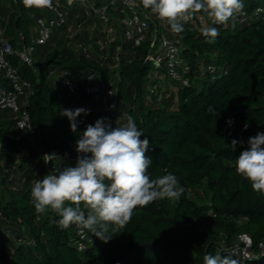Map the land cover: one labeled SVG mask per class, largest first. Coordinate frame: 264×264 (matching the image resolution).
Masks as SVG:
<instances>
[{"label": "trees", "instance_id": "trees-1", "mask_svg": "<svg viewBox=\"0 0 264 264\" xmlns=\"http://www.w3.org/2000/svg\"><path fill=\"white\" fill-rule=\"evenodd\" d=\"M7 1L11 9L6 14L0 9V32L4 31L14 49L19 48L18 34L30 45L36 20L46 15L44 9H26L21 0ZM92 1L96 6L109 4ZM244 4L250 17L244 24L230 21L214 25L199 12L193 15V24L183 26L182 33L172 32L168 23L166 28L158 25L160 37L180 42L181 56L191 69V87L178 91L174 109L149 104L147 81L163 69L148 58L156 55L148 37L138 47L122 38L120 7L108 10L118 37L115 44L121 48L116 69L104 50L83 56L70 48L55 49L33 67L17 58L11 60L20 77L32 87L25 107L32 131L15 132V120L0 123V172L3 167H11L9 157L19 172L32 169L33 174H44L46 154L56 155L48 163L51 169L74 167L76 141L87 125L98 119L104 118L113 126L111 105L118 99L126 108L127 120L132 117L151 142L147 152L152 159L150 178L172 173L184 193L175 205L164 199L138 207L125 227L116 226L110 232L112 238L107 243L84 229L87 250L80 253L74 243L76 226L62 230L54 223L59 219L55 213H37L30 195L34 184L9 170L8 176L13 179L3 178L0 185L1 215L8 224L25 228L28 241L10 250L0 245V264H187L191 257L194 264H203L208 254L234 259L229 249L241 234L252 242V255L245 264H264V196L253 191L235 168L248 138L264 132V0H244ZM72 9L66 8L68 16ZM81 16L85 17L84 13ZM204 27L219 29L215 43L206 41L201 33ZM50 42L37 47L35 53L39 48L49 49ZM211 60L227 72L213 82L201 70L203 65L212 64ZM200 74L205 80L196 90L193 82ZM54 75L73 80L81 89L69 95L53 81ZM90 75L113 90L107 114L95 113L92 99L82 90ZM5 88L8 83L0 73V89ZM69 105L90 110L88 122L77 120L76 132L61 115ZM233 139L244 142L235 151L230 148ZM203 186L209 194L206 205L197 204L189 195V191ZM82 210L87 212L83 206Z\"/></svg>", "mask_w": 264, "mask_h": 264}, {"label": "clouds", "instance_id": "clouds-1", "mask_svg": "<svg viewBox=\"0 0 264 264\" xmlns=\"http://www.w3.org/2000/svg\"><path fill=\"white\" fill-rule=\"evenodd\" d=\"M21 2L26 9L53 7V0ZM142 5L157 19L166 21L174 33H182L184 22L196 13L203 12L214 25H225L242 15L245 7L244 0H142ZM201 33L208 43H215L219 29L204 27ZM209 111L213 109L209 107ZM89 112L85 108L63 109L61 115L68 118L70 130L76 132L77 117ZM150 143L132 117L121 126L113 127L104 118L87 125L76 141V165L64 167L58 174H45L32 186L35 211L53 212L59 217L54 223L62 230L75 225L107 243L112 238L110 232L116 226L125 227L138 207L164 199L177 204L184 193L178 177L168 173L153 179L148 174L152 164L147 155ZM243 143L233 139L230 148L235 151ZM247 145L235 161L236 172L250 182L253 191L264 196V132L249 137ZM46 156L45 164L56 155ZM203 264L238 262L230 256L208 254Z\"/></svg>", "mask_w": 264, "mask_h": 264}, {"label": "built area", "instance_id": "built-area-1", "mask_svg": "<svg viewBox=\"0 0 264 264\" xmlns=\"http://www.w3.org/2000/svg\"><path fill=\"white\" fill-rule=\"evenodd\" d=\"M108 5L96 6L92 0H53L51 9L43 8L46 15L36 20L32 29L31 44L24 43V36L18 34L19 48L14 49L13 45L5 38L4 31L0 32V73L8 83V88L0 89V111L9 112L16 116L15 132L28 133L32 131L29 117L25 111V96L32 92L31 85L23 80L18 70L12 65L11 60L17 58L21 63L33 67V56L37 47L45 46L50 42L52 36L64 28L68 22V11L66 8L77 7L86 16H92L100 22L109 38L116 35L113 21L108 14L109 8H119V23L122 29V37L126 41H131L135 47L141 46L147 39L150 40V49L155 56L148 58L153 60L155 65L162 67L167 78L180 85L183 89L191 87V69L181 56V44L176 39L160 37L155 14L150 9H144L142 0H103ZM245 9L243 14L235 19L238 24H244L249 20ZM193 24V19L184 22L183 26ZM202 73L211 82L227 74L224 68L217 70L213 64L203 65ZM53 74V73H50ZM52 76V75H51ZM94 75L85 79L82 90L86 96L92 99L95 113L109 112L108 99L112 97L113 90L107 89L99 82H96ZM59 87L69 95L76 94L81 88L71 79H60ZM47 159V158H46ZM208 214L207 216H209ZM76 240L74 241L78 252L87 250V234L76 226ZM251 239L241 234L237 238L236 244L229 249V253L238 262L245 264L251 258ZM187 264H194L191 257Z\"/></svg>", "mask_w": 264, "mask_h": 264}, {"label": "rangeland", "instance_id": "rangeland-1", "mask_svg": "<svg viewBox=\"0 0 264 264\" xmlns=\"http://www.w3.org/2000/svg\"><path fill=\"white\" fill-rule=\"evenodd\" d=\"M10 4L8 3L7 0H0V9L3 11L5 14L10 12ZM72 13H69V18L68 22L63 30H59L61 32H56L53 36L50 42V47L49 49L47 47L39 48L34 56H33V61L36 63L38 62L43 55L47 54L48 52H51L55 49H67L70 48L75 52L76 54H81L83 56H87L88 54H94L96 55L97 52H100L101 50H104L106 55L109 56V59L111 60V63H114L115 69L117 68V56L120 53V46H116V42L118 38H116V35L113 38H109L106 35V30L104 26L98 22L96 18H92V16H86L83 17L81 14L84 12L80 10L77 7H71ZM70 8V9H71ZM156 22L158 25H161L162 27L166 28V21H161L157 19L156 15ZM93 20V21H92ZM121 40V38H119ZM49 46V45H48ZM111 49V50H110ZM44 58V57H43ZM43 62V59H41L38 64L40 65ZM116 62V63H115ZM214 67L219 70L220 72V67L216 65L215 60H211V62ZM157 75L159 77V81L157 82V85L155 88L151 87V89H159V91H154L150 96L154 97L153 99L156 100V103L159 104H166L164 100L167 99L168 92L172 90L173 92L175 91V88L167 86V83L173 84L172 81H170L166 74L162 72H157ZM54 80H56L55 77H51ZM206 78V76H205ZM204 77H202L201 81H198L197 83H202L205 80ZM207 79V78H206ZM210 81V80H209ZM196 86V84H195ZM164 88V89H163ZM202 86H198L197 90L201 89ZM150 89V90H151ZM152 89V90H153ZM149 90V91H150ZM167 91V95L164 93ZM155 94V95H154ZM170 94V92H169ZM167 96V97H164ZM30 94L28 93L25 98L24 102L28 101ZM164 97V98H163ZM150 98V97H148ZM115 104L111 105V112H110V118H113L114 120V125L115 126H121L125 123H127V116H126V108L120 104L119 100H114ZM86 116V115H85ZM85 116L81 114V116L77 117V120L82 119L86 120ZM16 116L12 113L9 112H0V123H8L10 121L15 120ZM7 162L11 167H3L1 168L0 172V185L3 182V178H8V171L12 170V172L19 178V179H24L25 182L31 184L35 183L38 179H42L45 174L52 173V174H58L57 169H51L47 164H44L45 171L44 174L41 172L35 171L34 174L32 173V169L29 171L24 172H19L16 169L15 165H12V160L8 157ZM16 162H18L16 160ZM55 166V165H54ZM25 169H29L28 166L24 165ZM15 168V169H14ZM10 179H13V176L9 177ZM15 178V177H14ZM1 192V189H0ZM190 197L197 203V204H208L209 203V194L206 191L205 187L203 186L201 189H196L193 191H189ZM28 238L26 237L25 234V228L23 227H18L14 226L11 224H8L7 222L4 221L1 211H0V245L4 246L7 250H10L11 246L19 244L21 242H27Z\"/></svg>", "mask_w": 264, "mask_h": 264}, {"label": "crops", "instance_id": "crops-1", "mask_svg": "<svg viewBox=\"0 0 264 264\" xmlns=\"http://www.w3.org/2000/svg\"><path fill=\"white\" fill-rule=\"evenodd\" d=\"M116 38H118L117 36H116ZM123 38V37H122ZM120 40V39H119ZM157 55V54H156ZM157 72H162V73H164L165 74V72L164 71H156V72H154L151 76H150V78L148 79V81H147V90L149 91L150 89H151V87H153V88H155V86L157 85V82L159 81V77H158V75H157ZM201 75V74H200ZM199 75V76H200ZM56 76V80H54L55 82H59V80L60 79H62L63 77H60V76H57V75H54L53 77H55ZM202 77H204L203 75H201L200 77H195V80H194V82H193V85H194V88L197 90V87L198 86H202L203 84L202 83H197L198 81H201L202 80ZM173 84H170V83H167V86L169 87V89L171 88V87H173V88H175V91L173 92L172 90H170L169 92H170V94H169V92H168V97L167 96H165L164 95V97H167V99L166 100H164L165 101V103L166 104H159V103H156V100H154L153 98V96L151 97V96H149L150 98H148V102H149V104H152V105H154V106H160V107H167V108H169V109H174L175 108V106H176V104H177V93H178V91L179 90H181V86L180 85H178V84H176V83H174V82H172ZM195 84H196V86H195ZM152 88V89H153ZM150 90V92H151V94L155 91H159V89H153V90ZM164 89V88H163ZM166 95H167V91H165L164 92ZM155 95V94H154ZM163 97V98H164ZM69 108L70 109H72V110H75L76 108H79V107H74V106H70L69 105ZM85 116V115H84ZM85 118H86V122H88V118H87V115L85 116Z\"/></svg>", "mask_w": 264, "mask_h": 264}]
</instances>
